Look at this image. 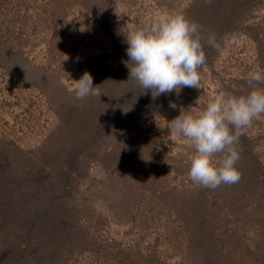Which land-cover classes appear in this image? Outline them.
I'll return each instance as SVG.
<instances>
[{
    "label": "rangeland",
    "instance_id": "obj_1",
    "mask_svg": "<svg viewBox=\"0 0 264 264\" xmlns=\"http://www.w3.org/2000/svg\"><path fill=\"white\" fill-rule=\"evenodd\" d=\"M163 12L201 26L206 64L199 89L153 99L128 80L123 31ZM253 71L264 0H0V264H264V115L241 179L214 190L167 128L246 94ZM85 72L100 97L76 99Z\"/></svg>",
    "mask_w": 264,
    "mask_h": 264
},
{
    "label": "clouds",
    "instance_id": "obj_2",
    "mask_svg": "<svg viewBox=\"0 0 264 264\" xmlns=\"http://www.w3.org/2000/svg\"><path fill=\"white\" fill-rule=\"evenodd\" d=\"M123 36L128 80L134 81L141 92L150 91L156 99L173 91L179 95L184 87L200 88L199 70L206 64L204 38L201 26L183 12H163L147 24L123 31ZM206 43L219 48L215 35H209ZM247 85L246 94L217 95L197 113L180 107V114L169 121V133L194 150L187 173L194 184L214 190L241 179L238 145L246 129L264 115V72H250ZM100 95L90 73L85 72L76 81L77 100ZM169 106L177 108L172 102Z\"/></svg>",
    "mask_w": 264,
    "mask_h": 264
}]
</instances>
